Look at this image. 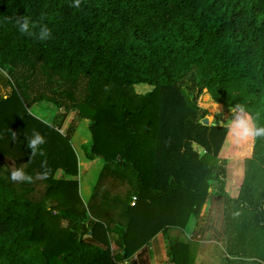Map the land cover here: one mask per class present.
<instances>
[{"label": "trees", "instance_id": "16d2710c", "mask_svg": "<svg viewBox=\"0 0 264 264\" xmlns=\"http://www.w3.org/2000/svg\"><path fill=\"white\" fill-rule=\"evenodd\" d=\"M0 69V264H123L158 232L174 264H192L181 235L211 189L226 193L234 158L229 264H264V134L236 127L264 128V0H0ZM40 103L60 113L48 123ZM16 168L31 179L12 181Z\"/></svg>", "mask_w": 264, "mask_h": 264}, {"label": "crops", "instance_id": "0c3cea01", "mask_svg": "<svg viewBox=\"0 0 264 264\" xmlns=\"http://www.w3.org/2000/svg\"><path fill=\"white\" fill-rule=\"evenodd\" d=\"M245 176V164L242 158L230 159L227 164V180L225 184V194L217 193L214 189L209 192V198L203 205L200 217L191 219L185 230L184 236L181 239H194L200 245L198 255H194V260L202 258L205 255L207 264H212L214 255L205 253L212 249L213 246L225 245L228 242V222L226 219V195L231 198L239 196L240 187ZM90 188V187H89ZM91 189L86 191L90 193ZM191 232V233H190ZM187 237V238H186ZM167 236L164 232H158L149 242L139 251H137L129 264H174L172 258L167 252ZM237 257L230 256L226 253L222 258L223 264H229V260H236ZM132 262V263H131ZM123 263V264H125ZM234 264V263H233Z\"/></svg>", "mask_w": 264, "mask_h": 264}, {"label": "rangeland", "instance_id": "374dc122", "mask_svg": "<svg viewBox=\"0 0 264 264\" xmlns=\"http://www.w3.org/2000/svg\"><path fill=\"white\" fill-rule=\"evenodd\" d=\"M0 74L1 75H5V72L3 70L0 69ZM5 88H3V86L0 84V91H4ZM135 90L137 93H145L147 91L150 90V87L146 86V85H136L135 86ZM206 92V91H204ZM203 95L199 98V105L203 108H205V106L203 105V103L201 102V99H202ZM52 105H50L49 103H40V104H37L36 106H33L31 107V111L33 113H35L38 117L40 118H43L46 122L49 123L48 119L49 117L47 116V114H54V111L55 110H50L48 109V107H51ZM54 107V106H52ZM207 108V107H206ZM210 108V107H209ZM208 110V108H207ZM211 110V121H214V122H217L219 119H220V114H217V112L211 107L210 108ZM59 111H55V114H57ZM60 113V112H59ZM208 113H209V110H208ZM236 116V111H232L230 112V116L229 118L227 119V121L224 123V125H231L234 121V118ZM59 118V117H58ZM78 120V117L76 115V112L75 111H70L68 114H67V117L65 119V126L64 128L68 127L69 124L71 123H76V121ZM64 128L62 130H60L61 132L65 131ZM78 134H79V138H80V143H84L85 142V138H87V141H89V132L87 130V128L84 129L83 126H79L78 128ZM85 137V138H84ZM72 146L73 148L77 151L79 150V153H81L80 151V148H78L76 146V144L74 143V139L72 140ZM83 154H80V157H83L82 156ZM94 163H86L84 166L85 168L87 167V170L93 165ZM92 169V168H90ZM97 169V168H96ZM96 169H93L91 171H89L88 174H85L81 181H82V187L84 188L85 186L87 187H91V183H93L96 175H97V171ZM84 170V169H83ZM58 174H60V172H58ZM68 177V176H67ZM191 233V232H190ZM193 239V238H192ZM192 241L191 245H190V253L191 255H193V258L195 257L194 255H198L199 254V247L200 245L197 243L198 240H196V238H194L193 240H190ZM227 246L226 244L223 246V245H219V246H213L211 251L210 249L207 250L205 253L207 254H210L211 256L214 255V259H213V262H211L212 264H223V261H221V258L227 253ZM202 254V258L200 259H197L195 258L194 262L195 264H207V261L209 259L206 258V256L204 255L203 256V252L201 253Z\"/></svg>", "mask_w": 264, "mask_h": 264}, {"label": "clouds", "instance_id": "9594fccd", "mask_svg": "<svg viewBox=\"0 0 264 264\" xmlns=\"http://www.w3.org/2000/svg\"><path fill=\"white\" fill-rule=\"evenodd\" d=\"M80 0H75V6H79ZM18 31L22 34H28L32 35V23L29 18L27 17H21L19 20L16 21ZM51 37V29H49L46 25L41 27L40 33H39V39L45 40ZM237 129H239L238 134L240 135H247V134H254V135H261L264 134V128L256 129L255 132H252L251 129H249L247 122L243 119L238 120ZM13 136H15V133H13ZM45 143V138L38 132H35L33 134V137L29 140L28 147L31 149L32 155L35 156L37 154L43 155V151L40 149V145H43ZM11 180L12 181H27L30 180L31 177L27 175V173L24 171L23 168H16L11 172Z\"/></svg>", "mask_w": 264, "mask_h": 264}, {"label": "water", "instance_id": "95a60500", "mask_svg": "<svg viewBox=\"0 0 264 264\" xmlns=\"http://www.w3.org/2000/svg\"><path fill=\"white\" fill-rule=\"evenodd\" d=\"M202 124H204V125H210V124H209V120H208L207 117H205V118L202 120ZM125 264H129V263H125Z\"/></svg>", "mask_w": 264, "mask_h": 264}]
</instances>
